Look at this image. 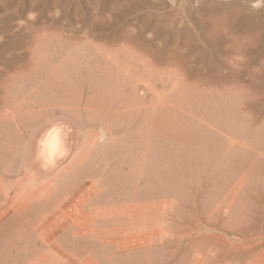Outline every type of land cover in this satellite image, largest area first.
Instances as JSON below:
<instances>
[{
	"label": "rangeland",
	"instance_id": "374dc122",
	"mask_svg": "<svg viewBox=\"0 0 264 264\" xmlns=\"http://www.w3.org/2000/svg\"><path fill=\"white\" fill-rule=\"evenodd\" d=\"M99 1L0 0V264H264L262 48L204 0Z\"/></svg>",
	"mask_w": 264,
	"mask_h": 264
},
{
	"label": "bare ground",
	"instance_id": "6f19581e",
	"mask_svg": "<svg viewBox=\"0 0 264 264\" xmlns=\"http://www.w3.org/2000/svg\"><path fill=\"white\" fill-rule=\"evenodd\" d=\"M186 1H188V0H186ZM239 1H241V0H228L227 2H223L222 0H204V3L206 4V10L205 11H207L206 22H207L209 30H210L209 31V35H210V37L213 36V37H216V38L219 39L220 38L219 34L223 30L226 31L228 34L237 33L236 38H235L236 39L235 43H237L239 41V34H243L242 37L244 39L249 40V42H250L249 46H253L254 44H258L260 46V48H262L261 56H264V18L262 17V14L257 13V12H251L248 9V4L251 3L253 0H243L242 4H240ZM235 6L241 8V10L244 12L243 15L241 14L240 16H238V15L234 14L232 8L235 7ZM241 10L239 9V12H241ZM202 20H203V18H202ZM37 29H39V28H37ZM31 32L36 33V35L35 34L34 35L33 34L32 35H27L26 38L24 39V42L22 41V44H17V42H16V38L17 37L16 36H15L16 38L13 37L15 40L14 39H10V42L13 43L12 46L14 48L18 47L19 45L20 46L27 45V46L31 47L32 45H35L37 43H44V42H46L45 39L47 37L55 35V33H53V34L50 33L49 28H44V29H40V30H36V31L34 30V31H31ZM117 34H118V32H117ZM103 38H106L105 35H104ZM42 40H44V41H42ZM66 42L67 43L68 42L69 43L73 42V38L72 39L69 38V40L66 39ZM106 43H108V42H106ZM4 45H7V44H3L2 46L0 45V58L3 57L2 53L7 50V48L4 47ZM260 48H258V49H260ZM237 52H238V50H237ZM147 57H149V56H147ZM144 58H145V56H144ZM148 59L146 58L144 60L148 61ZM153 60L156 61L157 59L154 58ZM152 61H150V62L152 63ZM152 66H154V65H152ZM155 68H156V66H155ZM19 69L20 70H25V68H23L22 66ZM54 135H55V133H51V132L50 133H46V135H45V137L43 139L44 146L48 142V140L51 137H53ZM51 145H53V143ZM44 146H42V148H44ZM74 161H75V159H74ZM89 184L90 183H85L84 185L85 186L87 185L89 187L90 186ZM75 195H78V193H76Z\"/></svg>",
	"mask_w": 264,
	"mask_h": 264
},
{
	"label": "water",
	"instance_id": "95a60500",
	"mask_svg": "<svg viewBox=\"0 0 264 264\" xmlns=\"http://www.w3.org/2000/svg\"><path fill=\"white\" fill-rule=\"evenodd\" d=\"M53 131L55 135L48 140L44 148L40 146V155L44 161L43 167L47 172L55 170L69 155L73 143L72 130L67 124L60 123L57 126L55 124ZM40 142L43 145V142Z\"/></svg>",
	"mask_w": 264,
	"mask_h": 264
}]
</instances>
